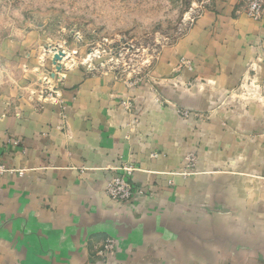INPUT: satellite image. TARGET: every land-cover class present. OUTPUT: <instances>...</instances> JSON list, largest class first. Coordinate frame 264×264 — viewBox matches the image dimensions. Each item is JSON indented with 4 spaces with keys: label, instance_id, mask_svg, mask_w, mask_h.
Listing matches in <instances>:
<instances>
[{
    "label": "crops",
    "instance_id": "1",
    "mask_svg": "<svg viewBox=\"0 0 264 264\" xmlns=\"http://www.w3.org/2000/svg\"><path fill=\"white\" fill-rule=\"evenodd\" d=\"M240 20L197 27L198 63L223 86L239 80L256 51L257 24ZM214 52L218 59L207 63ZM95 87L86 80L84 90L62 94L67 133L58 106L41 113L22 107L20 117L0 110V264H264V141L249 135L263 126L259 106L214 112L208 101L223 94H181L197 112L212 108L213 117L183 122L170 108L146 103L129 134L116 98L123 94ZM239 125L243 137L234 131ZM194 144L202 146L199 166L217 170L177 173ZM122 166L145 189L129 203L105 189ZM109 236L118 245L103 258Z\"/></svg>",
    "mask_w": 264,
    "mask_h": 264
},
{
    "label": "rangeland",
    "instance_id": "2",
    "mask_svg": "<svg viewBox=\"0 0 264 264\" xmlns=\"http://www.w3.org/2000/svg\"><path fill=\"white\" fill-rule=\"evenodd\" d=\"M212 18L222 26L242 18L259 29L246 70L224 86L204 74L198 63L203 60L197 54V27ZM263 22L264 0H0L1 117H20L22 107L41 113L58 106L60 126L67 133L62 94L84 90L87 80L101 94H123L116 98L129 134L146 103L170 108L188 123L210 120L213 107L214 112L240 111L242 106L244 111L246 104L254 103L263 126L249 135L264 141ZM209 55L207 63L218 59L217 52ZM181 94L223 96L210 98L212 108L197 112ZM234 131L244 136L241 125ZM8 142L20 145L21 140L11 137ZM201 148L194 144L182 152L177 173L186 177L217 170L199 166ZM260 149L264 155V147ZM204 150L207 159L212 158V149Z\"/></svg>",
    "mask_w": 264,
    "mask_h": 264
},
{
    "label": "built area",
    "instance_id": "3",
    "mask_svg": "<svg viewBox=\"0 0 264 264\" xmlns=\"http://www.w3.org/2000/svg\"><path fill=\"white\" fill-rule=\"evenodd\" d=\"M119 169L123 170V174L112 176L105 189L107 194L113 200L120 203H129L133 196L143 195L145 189L144 187L134 185L131 181H129L128 176L132 172V168L130 166H122ZM117 245L118 241L109 236L105 238L102 248L99 250V254L103 258H109L115 252Z\"/></svg>",
    "mask_w": 264,
    "mask_h": 264
}]
</instances>
